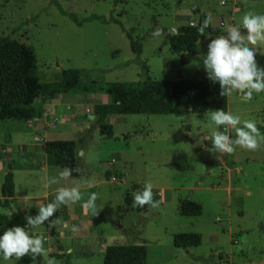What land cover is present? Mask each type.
Instances as JSON below:
<instances>
[{
	"label": "rangeland",
	"instance_id": "1",
	"mask_svg": "<svg viewBox=\"0 0 264 264\" xmlns=\"http://www.w3.org/2000/svg\"><path fill=\"white\" fill-rule=\"evenodd\" d=\"M57 4L79 20L97 14L106 21L94 19L77 25ZM202 11L213 17L202 38L190 51L172 52L168 39L173 34L168 30L189 20L198 24ZM248 11L264 14V0H227L225 5L218 0H0V37L8 36L32 47L41 82L59 80L67 68L82 69V81H137L146 76L157 80L204 79L207 73L198 53L206 54L209 34L217 36L214 31L220 28L225 35L230 25L242 24ZM157 29L159 35H155ZM241 31L247 35L246 30ZM125 32L140 41L139 55L132 52ZM254 47L256 62L264 68V41ZM184 57L186 63H182ZM72 93L74 96L66 97L70 106H58L43 121L82 122L83 132L79 127L60 124V133L48 132L49 138L83 139L77 142L76 157L83 148L84 176L98 171L101 179L97 180L102 181L92 190H84L86 182L70 177L66 183L60 176L56 184L78 187L82 195L79 203L86 202L92 192L98 194L95 208L87 210L102 233L93 242L82 238L71 242L75 245L72 252L54 258L57 264H104L103 245L113 243H143L146 264H264V142L257 150L237 147L234 153L217 159L207 151L212 147L208 140L211 133L220 130L235 134L227 126L217 129L211 121V111L219 109L113 115L106 121L113 127V136L107 138L88 114L108 95L94 93L99 98L93 100L91 93ZM223 110L240 116L241 121L264 124V92L254 93L250 102H243L240 94L233 92L227 96ZM37 119L0 120V138L9 149H18V142L26 143L33 135L23 121ZM3 150L0 148V186L7 170L13 172L27 160L24 151H13L9 163ZM110 160L113 163L108 164ZM108 169L111 178L104 176ZM23 173L28 172L15 171V180L19 181ZM148 183L159 206L133 208L134 193ZM184 199L199 203L201 214L181 215L178 207ZM65 207L69 211L74 203ZM3 208L0 198V211H5ZM8 228L0 224V236ZM179 232L199 233L200 245L174 246L173 235ZM34 235L44 241L41 233ZM50 253H60L55 239ZM0 264H18V259L5 260L0 253Z\"/></svg>",
	"mask_w": 264,
	"mask_h": 264
},
{
	"label": "trees",
	"instance_id": "2",
	"mask_svg": "<svg viewBox=\"0 0 264 264\" xmlns=\"http://www.w3.org/2000/svg\"><path fill=\"white\" fill-rule=\"evenodd\" d=\"M57 5L59 10L77 25L94 19L106 21L97 14H90L84 20H79L74 13ZM120 26L125 31L122 24ZM178 28L179 33L171 35L168 39L170 49L174 53L190 51L202 38L200 22L196 25L186 24ZM214 32L218 31L215 29ZM125 34L129 39L132 52L139 55L142 51L140 41L130 32H125ZM182 63H186V58L182 59ZM82 73L83 70L80 68H67L62 70L59 80L49 83L41 82L36 72V57L32 47L8 36H1L0 120L40 118L43 113V103L58 93H104L109 96L110 100L94 104L90 114L95 117L99 133L110 138L113 136V127L106 121L113 115L205 112L210 109H225L227 103V96L222 97L219 94V84L213 83L208 78L157 80L146 76L137 81H82ZM182 108H184L183 111ZM256 126L260 133L264 134V124L260 123ZM230 136L235 138L233 133ZM78 141H83V139L45 141L43 146L48 163L68 169H79V171H72L70 175L78 177L83 168V164L76 157ZM111 176L112 172L107 170L105 177L110 178ZM0 193L3 206L8 208V198L14 196L11 170H7L4 174ZM55 195L51 196L50 202L55 199ZM156 198L154 194V199ZM178 212L185 216H197L201 214V205L190 199H184L180 201ZM0 224L7 225L9 228L21 226L27 232L26 220L16 212L0 211ZM200 243L201 235L197 232H179L173 235V245L176 247L187 248L200 245ZM62 255L64 254L51 253L50 257L58 258ZM147 256V249L143 243H113L106 245L103 250L104 264H146ZM18 264H44V261L36 262L30 255H26L18 259Z\"/></svg>",
	"mask_w": 264,
	"mask_h": 264
},
{
	"label": "clouds",
	"instance_id": "3",
	"mask_svg": "<svg viewBox=\"0 0 264 264\" xmlns=\"http://www.w3.org/2000/svg\"><path fill=\"white\" fill-rule=\"evenodd\" d=\"M213 17L208 14L203 21L200 31L209 27ZM242 29L246 30L247 35ZM157 29L155 35H159ZM210 42L207 44V52L198 53V59L202 61L203 69L207 78L220 86V96L225 97L233 92L240 94L243 102H250L254 93L264 92V68L256 62V46L258 42L264 41V14H257L248 11L242 17L240 26L230 25L225 35L212 37L209 34ZM211 121L217 126H227L234 130L235 138H232L226 131H213L208 140H211L212 147L207 151L216 155L232 154L237 147L245 150H257L264 142V134H261L252 120H243L238 115L225 112L223 109L211 111ZM242 125V126H238ZM79 169L65 168L60 176L67 178L72 171ZM58 183L56 178H51L49 184ZM150 183L144 186L142 191H136L133 196L132 207H143L150 205L155 208L159 202L154 200V193ZM98 194L92 192L86 201V206L95 208V201ZM82 199L78 187H60L56 190L55 199L47 204H41L38 214L25 217L26 224L33 228L51 223L50 218L54 216L61 205L75 203ZM0 253L5 260L15 257L21 259L30 255L32 259L44 258V264H57L54 258H48L46 249L43 247L42 239L38 236H30L24 227L13 226L4 231L0 236Z\"/></svg>",
	"mask_w": 264,
	"mask_h": 264
},
{
	"label": "crops",
	"instance_id": "4",
	"mask_svg": "<svg viewBox=\"0 0 264 264\" xmlns=\"http://www.w3.org/2000/svg\"><path fill=\"white\" fill-rule=\"evenodd\" d=\"M207 15L208 14L206 12L202 11L200 20H197L196 22H200L203 19L205 20ZM190 22H193L195 24V20H189L187 23L189 24ZM221 34H223L222 29L218 28V32L216 33V35L218 36ZM91 94L89 95H91L90 98H92L93 100L99 98L98 94ZM68 96L74 95L72 92H63L56 94L53 98L47 99L43 103L44 110L40 118L34 121H23L26 126V130L33 132V135L31 136L30 141L26 143L18 142L20 143L18 149H9V144H6V141H3L4 139L0 138V148L4 149L3 151L5 153H8L10 151L8 153L10 157L6 161L10 162V159L13 158V151H16L17 154H19V151H24V154L22 155H25V157L27 158L25 162H23L22 164H18L13 169L12 174L14 182V196L8 198L9 207H4L3 209L5 211L3 212H16L17 214L21 215L24 219L28 215L35 216V214L38 213L39 206L41 204L50 203L51 196L55 195L56 190L60 188V186H57L56 183L49 184V180L51 178H56L58 180L60 178V173L65 168L48 163L46 153L44 151V148H41V145H43L45 141L52 140L49 138L48 132L54 131L52 133H55V135L60 133V129H57L59 128L60 124H67V126L69 125L71 129L79 127V132H83L82 122L43 120L45 116H48L53 110H57L58 106H64L65 108L67 106H70V103H68V100L66 99V97ZM109 100L110 98L108 96L107 100H105L104 102H108ZM51 128L53 130H51ZM76 137L75 139H77ZM84 155L85 150L83 148H80L78 159L80 163L83 164V166L85 162L83 160L81 161V159L84 158ZM110 163H113V160L108 161V164ZM2 169V162L0 161V170ZM233 170L234 169H232V171ZM15 171H25L28 173H23L20 176L21 179L17 181L15 180ZM104 172H106V170ZM100 173L98 171H95L94 173H89V176H84L85 171H81L78 177H69L74 178L79 182H86L85 184H83L84 186H82L83 189L92 190V188L97 186L102 181L97 180L101 179ZM69 177L64 178L66 180V183L68 182ZM68 187L71 186L69 185ZM0 198H2L1 193ZM61 208L63 212L59 213V209L61 210ZM88 211L89 210H87L86 202H75L74 207L69 211H66L65 205H61L57 209L54 216L50 218L51 223L45 222L43 225H40L36 228L27 225V232L29 233V235L30 233L32 234L30 236H35L34 234L41 233L42 237H44V241L42 242H47V246L44 248L46 249L48 256L51 254L50 251L52 250L53 239H55L57 244L60 245V253L65 255V252L68 250L72 252L71 246L73 247L75 245L71 242L77 240L78 238H82L90 242H93L95 239L100 238L102 229L100 226L98 228H95L92 223L93 221L91 220L92 218L90 219V217H88ZM61 240L68 241L61 242ZM103 248H105L104 245Z\"/></svg>",
	"mask_w": 264,
	"mask_h": 264
},
{
	"label": "built area",
	"instance_id": "5",
	"mask_svg": "<svg viewBox=\"0 0 264 264\" xmlns=\"http://www.w3.org/2000/svg\"><path fill=\"white\" fill-rule=\"evenodd\" d=\"M218 2H219L220 5H225L227 3V0H218ZM189 25H195V24L193 22H190ZM168 32H171L172 34H178L179 33V28L173 27L171 29V31L168 30Z\"/></svg>",
	"mask_w": 264,
	"mask_h": 264
},
{
	"label": "water",
	"instance_id": "6",
	"mask_svg": "<svg viewBox=\"0 0 264 264\" xmlns=\"http://www.w3.org/2000/svg\"><path fill=\"white\" fill-rule=\"evenodd\" d=\"M183 110H184V108H182V111H183ZM88 115H89V117H90L91 119H95V117H94L93 114H88ZM188 116H189V114H188ZM41 148L43 149L44 146L41 145ZM5 156H6V159H8V158L10 157V155H9L8 153H6ZM8 167L10 168V166H8Z\"/></svg>",
	"mask_w": 264,
	"mask_h": 264
}]
</instances>
